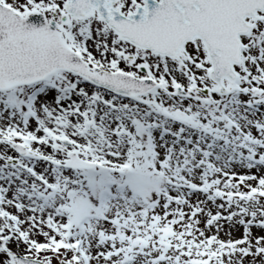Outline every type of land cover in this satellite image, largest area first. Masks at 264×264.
<instances>
[{
    "label": "snow or ice",
    "instance_id": "6c2138e0",
    "mask_svg": "<svg viewBox=\"0 0 264 264\" xmlns=\"http://www.w3.org/2000/svg\"><path fill=\"white\" fill-rule=\"evenodd\" d=\"M0 264H264V0H0Z\"/></svg>",
    "mask_w": 264,
    "mask_h": 264
}]
</instances>
